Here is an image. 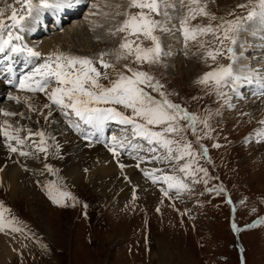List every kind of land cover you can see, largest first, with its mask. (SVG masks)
I'll list each match as a JSON object with an SVG mask.
<instances>
[{
    "label": "rangeland",
    "instance_id": "1",
    "mask_svg": "<svg viewBox=\"0 0 264 264\" xmlns=\"http://www.w3.org/2000/svg\"><path fill=\"white\" fill-rule=\"evenodd\" d=\"M82 1H85V4H82ZM82 1L81 4L78 3L80 7L74 9L70 7L68 11L67 8L59 9L54 6L55 15L44 16L46 12L42 4L45 0H32L33 11L30 15L20 12L23 5L17 3V0H0V8L7 9L4 14L6 21L11 13L9 5L17 9L18 15H25L22 21L23 30L19 28L13 30L22 38L16 43L34 51L38 50L37 52L40 53L39 59H31L26 54L19 57L25 61V58H29L31 65H39L53 53L62 52L97 59L101 52L118 48L123 34L113 37L108 34V30L114 28L123 17H113L111 14L116 8L104 5L126 6L127 0ZM174 2L176 7L168 9L169 18L166 22V26L171 31L156 33L160 36L165 54H162L160 63L151 66L145 64L143 70L148 71L164 85L163 90L168 94V99L174 103L180 104L190 113L197 114L201 118L211 114L210 138L205 137L197 144L191 130L185 133L188 140L193 143V149L201 153L195 158L193 168L207 169L208 176L205 178L202 172H194L193 177H189L179 172L178 166L186 163L187 158L178 163L159 159L161 161L157 165L162 168L163 174L177 176L187 185L186 189L177 194L176 189H168L166 183L162 181L155 183L146 181L139 185H129L127 188L114 184L105 192H94L85 179L73 183L61 174L53 163V161H61L63 157L56 146L57 140L52 133L43 132L47 153L39 151L37 145L40 138L36 136L35 140H28L25 143L23 151L28 152L29 155L22 157L39 161L45 169H47L46 165L51 167L50 173L47 169L49 174L47 178H39L31 173L27 179L30 188L36 195L40 194L43 197L50 209L47 206L46 212L42 215L38 214V210L30 207V200L24 199L22 193L9 192L0 182V204L3 205L0 212L15 219L17 227L27 231L20 236L8 233L0 236L4 237L0 245L5 243L6 248L8 247L13 254L5 264H264V223L261 222L264 221V153H255L251 148L254 143L255 145L261 143L257 142L254 133L262 117L260 115L253 117L252 112L246 109L248 105L256 102L255 97L259 96L264 85L260 76L248 71L252 68L264 75V25H261L258 19L254 21L244 19L243 25L245 27L251 25V27L248 31L239 34L236 46L239 59L233 66L234 71L242 76L247 74L252 83L247 82L245 87H237L235 92L233 91L235 86L229 83L221 88L225 95L217 96L211 85L206 87L198 84L197 80L219 65L226 66L231 63L226 51L230 45L225 42L222 48L224 54L218 56L215 62L211 58L207 60L204 58L206 50L219 47L211 34L198 36L196 41L190 40L185 47L179 25L180 18L188 9L179 4L178 0ZM200 2L207 4L206 11L216 17V20L211 21L213 26L222 21L246 17L252 7L249 0H200ZM256 2L257 0H253V3ZM94 3L98 5L99 11L92 8ZM187 3L188 0H184V5ZM242 4L249 6L239 7ZM72 10L73 16L69 20L62 21V17L64 19L66 14L72 15ZM120 10L123 11L124 8ZM61 11L66 13L60 18ZM132 11L137 10L132 9ZM106 12L110 14L107 17L104 15ZM91 13L96 14L91 15ZM49 16L54 17L59 29ZM43 17L45 25L41 20ZM154 19L160 20L162 17L154 16ZM209 22L207 17L197 16L191 21V25L206 26ZM40 23L42 25H39ZM95 25L102 26L94 28ZM41 26L44 30H41ZM71 27H75L78 33L76 37L72 36L65 40L62 34ZM80 29L83 31L81 32ZM53 38H57L56 49H51L47 55H42L40 49L43 50L46 46L45 42ZM198 41L204 42L203 49L199 47ZM241 41L243 47L239 46ZM144 44L151 46L150 41H144ZM246 46L249 47L245 48ZM12 58L9 55V61L6 59L7 63L12 62L10 60ZM109 59L112 58L105 57V60ZM4 63H6L4 60L0 62V68ZM16 63L19 64L16 74L21 75L29 71L25 70L26 67H23L20 59H17ZM125 63L128 61L122 60L117 68H122ZM97 67L99 68V64ZM4 76L8 79L15 78L13 71L7 72L0 78V82ZM103 83L108 82L103 81ZM7 87L10 89L15 85L7 84L0 91L6 93ZM146 90L159 99L156 92L151 89ZM18 91H13L11 96H16ZM33 95L31 97L34 100L42 95L46 99L43 93ZM8 97L5 94L0 104L7 103ZM17 105L23 112L29 111L22 101ZM50 110H57L54 119L59 120V123L61 122L60 124H63L80 142L99 143L101 137L96 133L91 141L86 139L88 133L95 131L78 121L74 115L66 117L54 105ZM3 111L0 107V127L4 120H8V124L13 128L20 127L23 128L22 131H26V127H22L28 121L26 118L21 115L5 117L2 115ZM15 113L20 114V112ZM125 114L129 112L126 111ZM73 123H79L81 130H75L71 126ZM182 123L186 126V122ZM197 131L198 134H202L203 126L198 124ZM37 132L40 133L38 130ZM113 135L118 138L131 137V127L109 121L107 132L103 135L106 143L103 144L111 141ZM2 138L3 136L0 135V141L5 140ZM214 144H218L219 147H213ZM130 145L136 148L132 153L137 152L145 156L144 158H153L154 154L159 158L166 155L161 146L148 145L143 139H132ZM126 146L128 147V144ZM201 146L207 148V157L202 155ZM153 147L156 150L150 151L149 149ZM140 171L141 169L136 167L135 173L142 175ZM49 184L55 186L56 195L59 192L70 194L61 198L63 206L49 198L46 187ZM218 189L223 191L218 192ZM165 191L168 192L167 196ZM41 216L47 226L40 223ZM40 225L45 230L48 229L49 235L41 231ZM29 231L31 234H28ZM44 234L47 237L41 241Z\"/></svg>",
    "mask_w": 264,
    "mask_h": 264
},
{
    "label": "snow or ice",
    "instance_id": "2",
    "mask_svg": "<svg viewBox=\"0 0 264 264\" xmlns=\"http://www.w3.org/2000/svg\"><path fill=\"white\" fill-rule=\"evenodd\" d=\"M178 2L188 9L186 14L180 18L179 25L185 47L188 46L190 40L196 41L198 36L211 34L219 47L206 50L204 58L206 60L211 58L215 62L218 56L224 54L222 48L225 42L227 41L230 45L226 51L231 63L226 66L219 65L212 71L206 72L197 80V83L206 87L211 85L217 96L225 95L221 88L229 83L235 86L233 87L234 92L243 81L252 83V80L247 76L237 74L233 66L239 59L236 53L239 34L248 31L251 27V25L245 27L242 21L244 19L248 21L258 19L260 24L264 25V0H257L256 3L249 0L252 7L246 17L222 21L216 26L211 23V21L216 20V17L206 11L207 4H202L200 0H188L187 5H184V0H178ZM17 3L23 5L20 9L21 13L26 12L28 15L32 13V0H17ZM50 6L70 8L72 0H56L54 5H50L45 0L42 4L44 8ZM104 6L116 8V11L111 14L113 17H123L121 21L116 23L114 28L108 30V34L113 37L123 34L118 48L101 52L97 59L62 52L53 53L42 64L32 67L19 77L18 81L13 78L9 79L8 83L14 84L18 90L27 93H43L50 102L44 104V108L51 109L54 105L66 117L74 115L78 121L101 134L104 126L109 121L130 126L131 137L118 138L115 135L112 136L109 150L112 151L114 156H119L117 149L124 148L126 144L130 145L132 139H143L148 144L159 145L165 150L166 155L158 159L178 163L187 158L186 163L178 166V171L187 174L189 177H193L194 172H202L206 178L208 176L207 169L203 167L193 168L195 158L201 153L193 149V143L188 140L185 133L191 130L197 144L205 137L210 138L209 134L212 131L209 122L211 114L201 118L197 114L190 113L180 104L174 103L168 99V94L163 90L164 85L148 71L143 70L145 64L151 66L160 63L162 54H165L163 53L160 36L156 33L158 31L162 33L171 31L166 26L169 18L168 9L175 8L176 3L174 0H127L126 6L120 4H105ZM248 6L246 4L239 5L241 8ZM122 7L124 8L123 11L120 10ZM8 8L11 9V13L7 21L4 19L7 9L0 8V54H4L6 57L8 55L20 56L26 54L29 58L39 59V52L16 43L22 38L13 30L18 28L23 30L22 21L25 19V15H18L17 9L12 5H9ZM92 8L99 11L98 5L95 3L92 4ZM132 9L137 11L133 12ZM95 14L91 13V15ZM104 15L107 17L110 14L106 12ZM154 16H160L162 19H154ZM197 16L207 17L210 21L209 24L206 26H192L191 21L195 20ZM99 26L102 25H95L94 27ZM144 41H150L151 46H145ZM198 44L201 49L205 46L203 41H198ZM239 46L243 47V41L240 42ZM106 56L112 59L105 60ZM122 60L128 61V63L123 64L122 68L118 69L117 65ZM30 62V60L26 61V63ZM97 64H99V68ZM132 65H136V67H132ZM100 69H103V71ZM6 71L8 73L13 71L10 64L6 66ZM248 71L255 72L264 81V75H261L258 70L249 68ZM103 81L108 83L105 84ZM146 89L156 92L159 99L151 95ZM260 94L264 95V85H262ZM8 99L17 103L21 102L18 96H9ZM25 103H28L27 99H25ZM29 109L35 111L30 103ZM126 111L129 114H125ZM50 114L51 111H49ZM2 115L10 117L23 114L3 111ZM182 122H186V126ZM260 123L264 125V120ZM198 124L203 126L204 131L202 134H198ZM71 126L77 131L81 130L79 123H73ZM21 131L22 129L13 128L7 121H5L4 126L0 127V135L6 141H9L7 147L10 152H18L20 156H27L29 153L23 151L25 140L19 135ZM32 135L39 136L37 147L39 151L46 152L44 133L32 134L29 130V139ZM93 135H95V132L88 133L86 139L91 141ZM257 135L264 138V132H258ZM213 147H219V145L214 144ZM201 149L202 155L207 157V148L201 146ZM149 150L155 151L156 148L153 147ZM45 167L49 172L52 171L50 166L46 165ZM120 167L123 168L124 165L121 164ZM145 176L152 178L154 183L156 182V178L150 173L145 172ZM159 179L167 184L168 189H176L177 194L187 188L183 180L177 176L163 175ZM46 187L49 198L54 203L63 206L61 198L68 197L70 194L59 192L56 195L54 194V185L49 184ZM217 191H223V189ZM165 195H168L167 191H165ZM86 207L87 205H85ZM2 208L3 205L0 204V209ZM261 222L264 223V221ZM6 228H9L12 232L21 231L19 227L15 226L14 221L5 222L3 212H0V232L5 231ZM233 228L235 230V225H233Z\"/></svg>",
    "mask_w": 264,
    "mask_h": 264
},
{
    "label": "bare ground",
    "instance_id": "3",
    "mask_svg": "<svg viewBox=\"0 0 264 264\" xmlns=\"http://www.w3.org/2000/svg\"><path fill=\"white\" fill-rule=\"evenodd\" d=\"M54 1L56 0H47V2L50 5H54ZM81 1L82 0H73L71 7H73V9L74 7H77V6L80 7L78 3H80ZM82 4H85V1H82ZM63 8L64 7H61L59 9H63ZM67 11H68V8H67ZM44 12H46L44 16L55 15L56 13L54 6L45 8ZM63 13H66V12L61 11V13H59L60 18ZM73 14H74V11L72 10V15L69 16V14L68 15L66 14L64 16V19L62 17V21L66 19L69 20L70 17L73 16ZM43 19L44 17L41 20H42V23H44L45 25V21ZM77 33L78 32L76 28L71 27L69 30L67 29L66 31L63 32L62 37L65 38V40H68L72 36L76 37ZM244 37L246 38V36ZM56 40L57 38H53L52 40L45 42L46 46L43 48V50L40 49V52L42 53V55H47L48 51H51V49H56L55 48ZM247 47L249 46H246L245 48ZM6 59H8L9 61V55L6 57ZM25 59L26 61H29V58H25ZM1 84L2 83L0 82V90L2 89ZM246 85H247V82L243 81L239 87L242 88L243 86L245 87ZM6 89H8V87ZM13 93L14 92L10 91V89H8L6 93H2L0 91V100L5 97V94L8 96H11ZM16 96L20 97V101H22L25 104V106L28 107V109H29V103H30L32 105V108L35 109V111H32L29 109V111L26 110V112H23L21 107L17 105V102L13 100H8L7 103H4L2 105L0 104V107L3 108L4 111H9L13 113L20 112V114H23L21 116H23L24 118L28 120L26 122V125H22V127L24 128L26 127L25 128L26 131L24 130L25 132L21 131L19 133V135L25 140V143L28 140H31V141L35 140V137L38 136V135H32L31 138L29 139V130L31 131L32 134L38 133L37 132L38 130L40 132H50L52 133V135L55 136L57 140L56 146H58V149H60L61 155L63 157L62 159H60L61 161L59 160L53 161V163L57 166L58 170L61 172V174L64 175V177L67 178L68 181L76 183L79 179L80 180L85 179L92 186L94 192L96 191L105 192L109 186L111 185L114 186V184L119 185L122 188H127L129 185H139L146 181H153L152 178L145 176V172H148L153 177H155L156 181L163 182L162 179H159L164 174L161 171L162 168L160 169L159 168L160 166L157 165L161 161L158 159L159 156L157 154H154L153 158H144L145 156L143 155L141 156L137 152L132 153V150H136V148L131 145H128V147L125 146L124 148L117 149V151L119 152V156L113 155L112 151L109 150V148L111 147V141L107 142V144H103V143H106L104 141L105 138H103L104 137L103 135L107 132V124L104 126L102 134L99 132H96V130L93 129L95 133L97 134V136L101 137V139L98 138V140L100 139L99 143L97 144L96 143H92V144L86 143L85 144V143L80 142L78 139H76V137L73 136V134L69 130H67V128L63 124H60L61 122L59 123V120L57 121L56 119H54L55 113H57V110H50V109H46L43 107L44 104L48 103L47 98L45 99L43 95L42 97L35 98L34 100L31 97V96H34L32 93H27V92L19 90ZM263 98L264 97H262V95L259 93V96L255 97L256 102L248 105V108H246L252 112L251 116L253 115L254 117L255 115H260L262 117V120H264V100ZM25 99L28 100V103H25ZM32 100L34 101L32 102ZM49 111H51L50 115H49ZM6 121L8 122V120ZM4 124H5V120L2 126H4ZM15 128L23 129L20 127H15ZM258 132H264V125H262L261 123L256 126V130L254 133L257 139V142H261V143L260 145H255L254 143V146L251 148L253 149L252 151L255 153H262V152L264 153V138L258 136L257 135ZM253 140L255 141V138ZM7 144L8 143L5 140L0 141V182L3 183L4 187L7 188L9 192L19 191L20 193H22L24 199L30 200V207L37 209L38 214L40 213L42 215L44 212H46V210H48L47 209L48 205L45 204L46 202H44L43 197L40 194L36 195L35 192L30 188V185L27 179H28L29 174L31 173L35 174L39 178L45 179L47 178L46 177L47 175L49 176V174L47 173V169L41 166L39 161L24 159L22 156L19 155V153L10 152V150L7 147ZM121 164L124 165L123 168L120 167ZM136 167L137 168L139 167L141 169L142 175L136 174L137 172L135 173ZM37 180L39 179L37 178ZM48 212L50 213V211ZM3 216L5 219V222H10L14 220L15 226L16 227L18 226L16 224L17 222L15 221V219L8 216L4 212H3ZM39 221L43 226H47L44 223L42 216L39 217ZM42 225H40L41 231L43 230L45 231V234L49 235L48 229L46 228L47 230V233H46V230ZM6 233L10 235L19 234L20 236V235L26 234L27 231H24L22 228V230L19 232H12L9 228H6L5 231L0 232V236L1 235L4 236ZM28 234H31V231H29ZM45 234L41 238V241H43L44 238L46 239L47 236ZM3 238L4 237H0V242L1 241L3 242ZM6 246H5V243H3V245H0V264H5V261L7 259H10L11 256L13 255L10 252V249H8V247L6 248Z\"/></svg>",
    "mask_w": 264,
    "mask_h": 264
}]
</instances>
